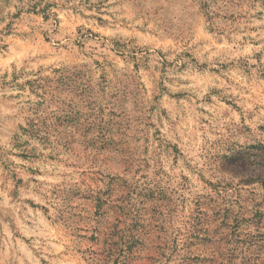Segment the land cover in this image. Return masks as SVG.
Here are the masks:
<instances>
[{"label": "rangeland", "instance_id": "1", "mask_svg": "<svg viewBox=\"0 0 264 264\" xmlns=\"http://www.w3.org/2000/svg\"><path fill=\"white\" fill-rule=\"evenodd\" d=\"M0 264H264V0H0Z\"/></svg>", "mask_w": 264, "mask_h": 264}, {"label": "trees", "instance_id": "2", "mask_svg": "<svg viewBox=\"0 0 264 264\" xmlns=\"http://www.w3.org/2000/svg\"><path fill=\"white\" fill-rule=\"evenodd\" d=\"M125 189H126V187H125ZM125 189H124V190H122V192H124V191H125Z\"/></svg>", "mask_w": 264, "mask_h": 264}]
</instances>
